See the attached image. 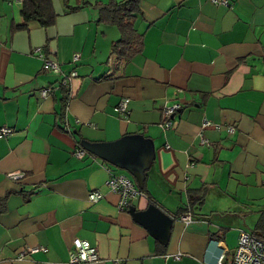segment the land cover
<instances>
[{"label":"crops","instance_id":"crops-1","mask_svg":"<svg viewBox=\"0 0 264 264\" xmlns=\"http://www.w3.org/2000/svg\"><path fill=\"white\" fill-rule=\"evenodd\" d=\"M107 1L51 0L53 23L20 26L21 0H0V126L12 128L0 136V264H73L75 237L97 248L85 264H211L221 251L231 264L241 232L264 240V0H139L129 57L111 52L117 27L97 22L94 3ZM127 134L153 143L148 198L131 205L169 215L166 241L108 190L111 172L133 179L125 169L73 150Z\"/></svg>","mask_w":264,"mask_h":264},{"label":"built area","instance_id":"built-area-1","mask_svg":"<svg viewBox=\"0 0 264 264\" xmlns=\"http://www.w3.org/2000/svg\"><path fill=\"white\" fill-rule=\"evenodd\" d=\"M216 3H226L225 0H211ZM42 65L45 68H49L53 71L59 69L58 63L49 57L42 58ZM75 75V72H71L69 76ZM68 76V77H69ZM67 76L63 77L62 83H66ZM52 90L50 85L42 87L38 92L40 97H44L49 91ZM127 99H121L118 107L121 110L126 109ZM180 106L178 102L167 105L163 109V120L162 123L168 125L172 118H170L171 113L175 111ZM12 130L11 127L1 125L0 126V136H3ZM74 153L77 157L83 155L85 150L82 146L77 145ZM86 151V150H85ZM8 176L13 179H18L22 177L21 172L12 171L8 173ZM106 185L108 190L116 193L118 195V205L120 208H126L129 206V202L134 197L147 198L148 195L144 190L137 188L130 177L124 173H113L110 174L106 180ZM101 196L99 190H90L88 193V199L90 201H96ZM181 218L188 222L192 220L191 214L181 215ZM42 246L26 247L24 252L19 253L21 257L26 252H32L36 250H42ZM224 251H221L216 260L211 264H221ZM176 256L175 258H177ZM68 262L73 264H85L89 262H94L99 259V254L94 243L90 242L86 238L75 237L72 241V245L68 250ZM114 264H121L118 261H114ZM231 264H264V240H261L254 234L250 232H241L237 239L236 248L233 253V259Z\"/></svg>","mask_w":264,"mask_h":264},{"label":"water","instance_id":"water-1","mask_svg":"<svg viewBox=\"0 0 264 264\" xmlns=\"http://www.w3.org/2000/svg\"><path fill=\"white\" fill-rule=\"evenodd\" d=\"M80 144L87 151L105 160L109 164L125 169L142 186L145 169L154 156L151 139L139 134H127L110 141H88L82 139ZM127 211L132 218L143 225L147 231L160 241H166L172 219L167 213L149 203L144 209L129 205Z\"/></svg>","mask_w":264,"mask_h":264},{"label":"trees","instance_id":"trees-1","mask_svg":"<svg viewBox=\"0 0 264 264\" xmlns=\"http://www.w3.org/2000/svg\"><path fill=\"white\" fill-rule=\"evenodd\" d=\"M66 1L67 0H63L67 10H74L80 7L68 5ZM21 3L22 7L20 12L23 21L19 24L20 26L26 25V23L31 20L37 21L41 26H47L53 23L56 13L52 8L51 0H21ZM138 4L139 0H108L105 3H94L97 9V22L115 25L120 32L119 38L111 43L112 53L129 57L140 48L142 34L134 27L135 19L138 14H140ZM77 145L73 147L74 151L76 147H78ZM85 150L83 151V155L77 158H82L85 154H88ZM113 173L117 172H111V174ZM131 180L137 188L143 190V186L139 187L134 183L132 178ZM7 193L0 196V203L2 205L4 204ZM130 204L131 200L129 202V205ZM251 233L257 236L254 232Z\"/></svg>","mask_w":264,"mask_h":264},{"label":"bare ground","instance_id":"bare-ground-1","mask_svg":"<svg viewBox=\"0 0 264 264\" xmlns=\"http://www.w3.org/2000/svg\"><path fill=\"white\" fill-rule=\"evenodd\" d=\"M142 198V197H141Z\"/></svg>","mask_w":264,"mask_h":264}]
</instances>
